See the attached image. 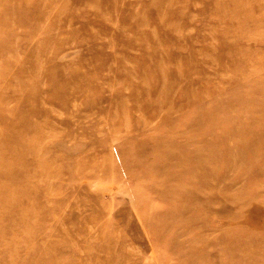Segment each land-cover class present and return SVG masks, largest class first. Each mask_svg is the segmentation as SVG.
Listing matches in <instances>:
<instances>
[{
	"label": "rangeland",
	"instance_id": "obj_1",
	"mask_svg": "<svg viewBox=\"0 0 264 264\" xmlns=\"http://www.w3.org/2000/svg\"><path fill=\"white\" fill-rule=\"evenodd\" d=\"M0 264H264V0H0Z\"/></svg>",
	"mask_w": 264,
	"mask_h": 264
}]
</instances>
